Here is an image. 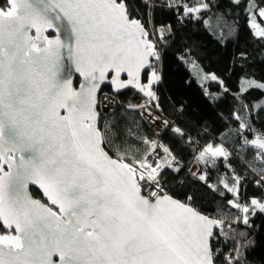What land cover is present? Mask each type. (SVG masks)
<instances>
[{
  "label": "snow or ice",
  "instance_id": "6c2138e0",
  "mask_svg": "<svg viewBox=\"0 0 264 264\" xmlns=\"http://www.w3.org/2000/svg\"><path fill=\"white\" fill-rule=\"evenodd\" d=\"M141 3L143 13L130 0H0V264H253L255 240L237 226L250 229L264 215V193L242 195L246 176L232 168L233 152L212 143L193 149L196 171L185 172L159 132L149 137L138 121L117 118L115 96L131 88L142 102L121 108L147 125L172 123L157 114L156 89L173 27L157 24L154 10L183 8L182 21L212 8L211 0ZM245 12L253 37L264 41V8L248 0ZM211 80L223 85L215 74ZM238 85L234 96L244 112L233 113L237 136L241 150H255L245 167L264 188V132L251 123L264 100L242 99L264 91V82L241 77ZM172 132L185 136L178 126ZM188 177L226 205L209 210L186 192L184 199L171 195Z\"/></svg>",
  "mask_w": 264,
  "mask_h": 264
},
{
  "label": "trees",
  "instance_id": "16d2710c",
  "mask_svg": "<svg viewBox=\"0 0 264 264\" xmlns=\"http://www.w3.org/2000/svg\"><path fill=\"white\" fill-rule=\"evenodd\" d=\"M157 2L159 0H155V3ZM256 3L264 8V0H256ZM211 4V10L203 12L200 19L190 17L182 21L177 18V11L182 15L183 8L154 10L157 24L171 23L173 27V35L169 37L168 44L162 46L160 70L163 83L156 89L162 109L158 114L173 125L163 129L157 138L168 144L180 157L186 165L185 172L191 167L193 157L192 142L188 141V137L192 138L199 149L219 139L237 151L238 157L233 156L230 163L236 166L237 173L246 176V190L242 195L245 198L259 196L264 192L255 185L252 172L245 167L246 162L252 161L255 150H241L243 139L238 137L236 132L240 123L233 113L242 115L244 112L234 96L239 91L240 78L264 82V41L254 38L249 29L248 15L245 12L248 0H241L238 6L231 0H211ZM130 6L133 9L138 8L141 13L144 12L141 0H130ZM218 17L222 18L218 20ZM209 18L210 24L206 26L204 20ZM230 28L232 32H229ZM50 34L53 35L52 32ZM241 53L246 54L245 58H241ZM211 74L223 81V85L212 81ZM225 87L227 91H224ZM206 90L209 93L207 96ZM103 92L111 95V86L105 85ZM115 97L119 100V105L115 107L117 118L138 121L140 131L144 135L154 137L155 132L139 120L138 112L121 108V105L126 106L129 103H141L142 96L129 88L121 90ZM242 99L251 105L264 100V91H249ZM105 114L107 115V111ZM251 123L257 133L264 132V111H259L258 115L253 112ZM174 126L184 130L183 138L173 134ZM243 134L249 140L254 135L248 130H243ZM224 171L221 161L218 172L223 174ZM212 175L215 178L217 170H213ZM173 185L174 179L169 175L168 186L172 188ZM30 192L33 197L42 198L36 188H30ZM184 192L192 195L197 204L209 210L227 203L191 177L170 194L184 199L180 194ZM231 198L230 195L227 197ZM251 223L253 227L250 229L243 225L237 228L238 231H247L249 236L254 238L256 247L251 250L249 258L253 264H260V261L264 260V215L257 214Z\"/></svg>",
  "mask_w": 264,
  "mask_h": 264
},
{
  "label": "built area",
  "instance_id": "2783aa9c",
  "mask_svg": "<svg viewBox=\"0 0 264 264\" xmlns=\"http://www.w3.org/2000/svg\"><path fill=\"white\" fill-rule=\"evenodd\" d=\"M153 3H155V0H153ZM182 15H183V13H182ZM188 18H190V17H186V18H184V19H188ZM115 99H116V101H117V104L115 105V107L116 106H118L119 105V100L115 97ZM107 110H105V112H106ZM158 114V113H157ZM158 115H160V114H158ZM160 117H161V120H164V119H166L164 116H162V115H160ZM167 120V119H166ZM171 125H173V123H171ZM155 133L156 132H159V133H161L162 132V130L163 129H165L164 127H162L160 124H151V125H148ZM212 144H222V145H224L229 151H231V152H233V156H235V157H238V154H237V151L235 150V149H233V148H231V147H229V146H226L223 142H221L219 139L216 141V142H212ZM193 149H196L197 151L199 150V148H198V146H197V144L196 143H193L192 142V153H193ZM194 154V153H193ZM232 166V168H234L235 170H236V166H234V165H231ZM193 171H196V166L194 165V164H192L191 165V167H190ZM225 172V171H224ZM253 174V173H252ZM253 177L256 179V177H255V175L253 174ZM263 192H264V188H260Z\"/></svg>",
  "mask_w": 264,
  "mask_h": 264
},
{
  "label": "water",
  "instance_id": "95a60500",
  "mask_svg": "<svg viewBox=\"0 0 264 264\" xmlns=\"http://www.w3.org/2000/svg\"><path fill=\"white\" fill-rule=\"evenodd\" d=\"M50 32H52L53 35H56L57 33L55 32V30H49ZM65 63H68L67 61H65ZM122 78H125L126 77H122ZM72 80H73V84L74 86L78 87L79 86V83H80V77H79V74L78 73H75L74 71L72 72ZM77 80H78V83H77ZM110 86V85H108ZM104 87V86H103ZM30 188H36L40 193H41V196L42 198L40 200H45V198L43 197V194H42V190H40L38 188V186H30ZM35 198V197H34ZM35 199H39V198H35Z\"/></svg>",
  "mask_w": 264,
  "mask_h": 264
},
{
  "label": "flooded vegetation",
  "instance_id": "af4514ba",
  "mask_svg": "<svg viewBox=\"0 0 264 264\" xmlns=\"http://www.w3.org/2000/svg\"><path fill=\"white\" fill-rule=\"evenodd\" d=\"M77 83H78V80H77Z\"/></svg>",
  "mask_w": 264,
  "mask_h": 264
}]
</instances>
